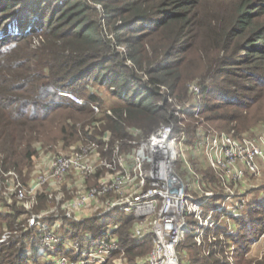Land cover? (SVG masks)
Wrapping results in <instances>:
<instances>
[{
  "label": "trees",
  "instance_id": "obj_1",
  "mask_svg": "<svg viewBox=\"0 0 264 264\" xmlns=\"http://www.w3.org/2000/svg\"><path fill=\"white\" fill-rule=\"evenodd\" d=\"M191 83L201 89L202 109L199 118L188 114L190 139L201 125L234 136L264 131V0H0V167L22 171L39 150L59 152L105 133L113 144L169 121L178 131L173 106L193 102ZM51 204L40 195L32 210ZM123 219L120 247L128 264H141L151 239L131 237ZM231 219L235 230L222 221L199 245L184 235L185 264L244 258L264 230V181ZM4 220L13 227L14 216ZM28 238L0 246V264H24ZM247 264H264V253Z\"/></svg>",
  "mask_w": 264,
  "mask_h": 264
},
{
  "label": "built area",
  "instance_id": "obj_2",
  "mask_svg": "<svg viewBox=\"0 0 264 264\" xmlns=\"http://www.w3.org/2000/svg\"><path fill=\"white\" fill-rule=\"evenodd\" d=\"M189 88L193 102L173 106V115L181 117L178 131L169 121L145 138L113 144L105 133L59 152L39 150L22 171L0 167V246L19 245L26 233L24 264H128L119 238L125 218L131 237L151 239L141 264H180L177 247L191 233L186 217L196 220L199 245L204 230L240 216L248 194L258 189L249 179L257 181L264 172V131L234 136L199 126L190 139L185 120L190 113L200 117L202 101L200 87L191 83ZM202 155L215 172L211 180L196 162ZM180 161L192 175L195 194L176 168ZM40 195L52 204L33 211ZM14 207L24 210L16 213ZM10 216L12 230L4 220ZM94 219L95 231L77 227Z\"/></svg>",
  "mask_w": 264,
  "mask_h": 264
},
{
  "label": "rangeland",
  "instance_id": "obj_3",
  "mask_svg": "<svg viewBox=\"0 0 264 264\" xmlns=\"http://www.w3.org/2000/svg\"><path fill=\"white\" fill-rule=\"evenodd\" d=\"M100 95H102L103 97H105L106 98V101L107 102H109V101H111L112 100V95H111V93H110V91L107 89V88H105V87H101V89H100V92H98ZM81 99V98H80ZM62 113H59V114H56L57 116L55 117V119H53V120H56V118H58L57 120H56V122L54 121L53 123H52V126H55V127H53L49 132H47V134L48 135H53V134H55L56 132H57V127H59V124H57V121L58 120H60L59 119V117H60V115H61ZM52 120V121H53ZM52 121H49L48 123H46V124H49L50 122H52ZM189 120L188 119H186L185 120V123L186 122H188ZM56 123V124H55ZM48 126V125H47ZM201 126H203V125H201ZM203 129H206L205 128V125H204V127H203ZM207 130V129H206ZM253 133H255V134H257L258 132H256V130L254 129V131H252ZM45 134V133H44ZM48 139V138H47ZM46 139V140H47ZM62 149H60V151H61ZM51 151V150H50ZM199 155V154H198ZM197 155V156H198ZM185 156H186V158L187 159H189L190 160V162H191V165L192 164H194L195 162L194 161H192L191 159H190V156H191V154L189 153V154H187V152H185ZM206 157L204 156V155H202V156H200V157H198V160L196 161L197 163H200V165H203L204 167H206V168H204L203 170H202V172L204 173V175L206 176V178L207 179H211V177L209 178V174H211L212 176H213V173H215L211 168V170L210 169H207V168H209L208 166H207V161H206V159H205ZM176 168L179 170V172H180V174L183 176V178L186 180V182L187 183H189V184H191V187L188 189V191L190 192V193H194L195 194V192H193L192 190H191V188H192V186H193V181H192V175L189 173V171H188V169L185 167V165H184V162L183 161H180V162H178L177 164H176ZM10 169V168H9ZM8 169V170H9ZM209 173V174H207V173ZM198 173V172H197ZM262 181H264V172L261 174V176H258V180L256 181V179L255 178H250L249 179V181H248V183L249 184H252V185H259ZM257 190L258 189H255V190H252L254 193L255 192H257ZM223 221H226L228 224H229V227H230V230H235V229H233L234 228V222L232 223L231 221H232V219H226V220H223ZM186 222L188 223V227H189V229L191 230V233H195V230H196V228H197V224H196V220H194L192 217H186ZM95 236H99V233H96L95 234ZM231 249H232V247H231ZM230 249V250H231ZM185 251V248H184V246L183 245H178V247H177V254H178V258H179V262H180V264H185L188 260H189V255L187 254V253H185L184 252ZM264 253V230H263V232L258 236V239L254 242V243H252L251 245H250V248H249V250L247 251V253L244 255V258L241 260V261H239L237 264H247V262L249 261V260H252V259H256V258H259V257H261V255ZM188 256V257H187Z\"/></svg>",
  "mask_w": 264,
  "mask_h": 264
}]
</instances>
